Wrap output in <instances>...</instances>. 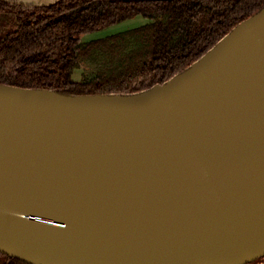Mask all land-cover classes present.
<instances>
[{"label": "water", "instance_id": "95a60500", "mask_svg": "<svg viewBox=\"0 0 264 264\" xmlns=\"http://www.w3.org/2000/svg\"><path fill=\"white\" fill-rule=\"evenodd\" d=\"M0 253L27 264L264 258V8L137 94L1 84Z\"/></svg>", "mask_w": 264, "mask_h": 264}, {"label": "trees", "instance_id": "16d2710c", "mask_svg": "<svg viewBox=\"0 0 264 264\" xmlns=\"http://www.w3.org/2000/svg\"><path fill=\"white\" fill-rule=\"evenodd\" d=\"M263 8L264 0H58L42 6L0 0V14H9L13 27L0 36V85L73 97L137 94L187 70ZM136 17L149 22L82 41ZM0 264L27 263L0 253Z\"/></svg>", "mask_w": 264, "mask_h": 264}, {"label": "rangeland", "instance_id": "374dc122", "mask_svg": "<svg viewBox=\"0 0 264 264\" xmlns=\"http://www.w3.org/2000/svg\"><path fill=\"white\" fill-rule=\"evenodd\" d=\"M12 20H11V16L9 17V14H0V36H2L7 30L13 29V27L10 26ZM149 22V20H147L144 17H136L134 19L125 21L123 23H120L118 25L112 26L106 30L103 31H99L96 33H92V34H86L82 36V41L83 42H91V41H97V40H102L105 39L107 37L122 33V32H126L129 31L131 29L140 27L142 25H145ZM83 72L84 70L78 69L75 74H74V80L76 81H81L82 80V76H83ZM264 259V258H261ZM261 259L257 260L260 261ZM253 263V262H252ZM250 263V264H252ZM256 263V261H255Z\"/></svg>", "mask_w": 264, "mask_h": 264}, {"label": "crops", "instance_id": "0c3cea01", "mask_svg": "<svg viewBox=\"0 0 264 264\" xmlns=\"http://www.w3.org/2000/svg\"><path fill=\"white\" fill-rule=\"evenodd\" d=\"M8 2H15L24 5L42 6L57 2L58 0H4ZM252 264H264V259Z\"/></svg>", "mask_w": 264, "mask_h": 264}]
</instances>
